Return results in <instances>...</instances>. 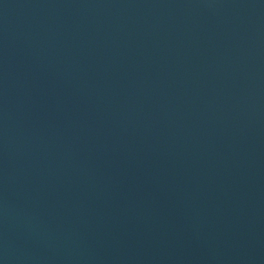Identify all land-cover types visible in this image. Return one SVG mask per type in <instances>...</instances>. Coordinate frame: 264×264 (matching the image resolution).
I'll return each instance as SVG.
<instances>
[{
  "label": "water",
  "instance_id": "95a60500",
  "mask_svg": "<svg viewBox=\"0 0 264 264\" xmlns=\"http://www.w3.org/2000/svg\"><path fill=\"white\" fill-rule=\"evenodd\" d=\"M0 264H264V0H0Z\"/></svg>",
  "mask_w": 264,
  "mask_h": 264
}]
</instances>
